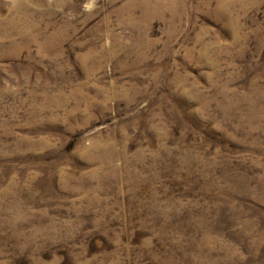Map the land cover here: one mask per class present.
<instances>
[{
    "label": "rangeland",
    "instance_id": "obj_1",
    "mask_svg": "<svg viewBox=\"0 0 264 264\" xmlns=\"http://www.w3.org/2000/svg\"><path fill=\"white\" fill-rule=\"evenodd\" d=\"M134 1L0 0V264H264V0Z\"/></svg>",
    "mask_w": 264,
    "mask_h": 264
},
{
    "label": "bare ground",
    "instance_id": "obj_2",
    "mask_svg": "<svg viewBox=\"0 0 264 264\" xmlns=\"http://www.w3.org/2000/svg\"><path fill=\"white\" fill-rule=\"evenodd\" d=\"M140 2H143V3H141L139 6L141 7L140 8V11H141V13H142V16H144V15H146V14H148L150 11H151V8L153 9V8H155L156 9V5L155 4H158L157 3V1H153V0H135L134 1V3H132V4H129V6L128 7H133V8H135V7H137V5H135V4H138V3H140ZM151 2H153V3H151ZM170 4H168V6H169ZM154 9V10H155ZM25 45H27V43H25Z\"/></svg>",
    "mask_w": 264,
    "mask_h": 264
}]
</instances>
